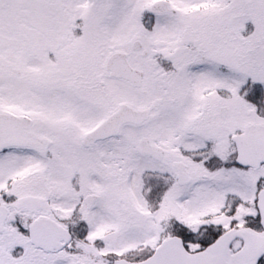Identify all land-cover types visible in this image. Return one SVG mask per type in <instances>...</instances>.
Segmentation results:
<instances>
[{"label":"snow or ice","instance_id":"6c2138e0","mask_svg":"<svg viewBox=\"0 0 264 264\" xmlns=\"http://www.w3.org/2000/svg\"><path fill=\"white\" fill-rule=\"evenodd\" d=\"M0 264H264V0H0Z\"/></svg>","mask_w":264,"mask_h":264}]
</instances>
